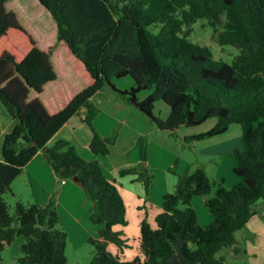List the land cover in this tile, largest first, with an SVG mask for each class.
<instances>
[{
    "label": "trees",
    "instance_id": "16d2710c",
    "mask_svg": "<svg viewBox=\"0 0 264 264\" xmlns=\"http://www.w3.org/2000/svg\"><path fill=\"white\" fill-rule=\"evenodd\" d=\"M20 1L0 0V102L12 118L0 146V258L23 236L20 264H66L68 236L54 197L45 205L17 199L12 213L3 198L41 151L57 177L77 176L91 201L90 220L100 225L101 239H88L94 247L88 264H238L216 253L230 246L238 252L235 232L259 213L256 202L264 201V0H32V14ZM197 22L212 27L217 45L236 50L230 61L191 39ZM125 76L133 85L117 89L112 78ZM104 86L127 95L148 121L171 135L211 117L212 127L188 139L222 133L233 123L241 127L242 146L233 151V172L241 180L226 186L203 167L186 168L174 191L162 196L155 227L140 222L139 253L131 260L107 249L108 242L124 244L113 230L126 223L116 184L71 141L58 138L48 145L83 109L90 151L109 154L116 133L96 130L98 108L91 101ZM157 100L168 106L167 117L153 114ZM146 144L139 136V162L118 173L134 176L148 194L151 175L141 166ZM195 196L205 197L212 215L206 226L197 220Z\"/></svg>",
    "mask_w": 264,
    "mask_h": 264
},
{
    "label": "rangeland",
    "instance_id": "374dc122",
    "mask_svg": "<svg viewBox=\"0 0 264 264\" xmlns=\"http://www.w3.org/2000/svg\"><path fill=\"white\" fill-rule=\"evenodd\" d=\"M31 2L32 0H28V2L27 0L20 1V5H22L25 10L29 11V14H32L31 8L28 7L32 5ZM33 7L34 6H32V9ZM213 36L214 32L212 27L202 24L201 22H197L194 25L191 39L199 44L208 46L215 58L230 61L236 53V50L229 46L221 47L217 45ZM130 80L131 82L133 81L130 76H125L117 79L112 78L111 81L129 89ZM102 88H106L105 90L107 91L109 90L112 101L110 105L114 108V110L112 109L114 115H117L118 117L117 119L115 118L116 120L114 119L111 130H109L107 134V136H111L115 132L116 141L110 146V152L108 155H100L94 159L98 160L105 175H107V177L119 187H121L120 182L129 188L134 185L133 182H131V178H134V176H121L119 175L118 170L121 167L130 165L132 161L139 159V147L137 146V139L139 136H143L147 143L146 160L141 164V166L151 175L148 194L151 201H154L155 204H159L160 207L161 195L164 191H167L166 186L163 185L166 171H174L176 169L180 171L181 167H183L181 171H184L187 165H189V169L203 167L210 179L218 180L220 179V177L216 176V171L218 169L221 170L222 175H224L228 180V182H225V185H233L228 184L230 183L229 176H237L232 169V165L234 164L233 156H226V154L221 155L222 152L220 154L221 156H217L216 151H212V149L214 150L215 148L214 143L202 147L201 144L196 141H190L191 143H188L184 140V135L192 130L204 131V129L212 127L216 122L215 117L208 118L202 124L194 127L180 128L176 131L175 135H171L167 131L157 129L154 124L148 121L139 108L128 99L127 95L113 91L108 86H104ZM147 92L149 93V90L142 93L140 92L137 97L142 98L145 94H147ZM166 106L167 105L162 100H157L155 102L153 114L165 118L167 110ZM82 111L83 109H81L79 115H74L70 123L64 126L61 131L50 140V144L58 138L74 139L76 138L75 133L79 136L77 128H74V122H77V120H80V122L84 124L83 126H86L89 130L87 124L81 121ZM120 118L123 120H120ZM103 121L104 120L102 119L100 120V126H103ZM11 124L12 118L10 114L8 113L6 107H4L0 102V146L2 142V131H8L12 126ZM230 126L240 128V126L236 123H233ZM77 145L79 151V148L82 147L79 141ZM238 147H241V142ZM83 148L86 149V147ZM79 154L82 158H84L82 156L83 152ZM114 167L117 170H114L113 172ZM109 170L111 171V174H109ZM69 181L73 182L72 179ZM137 182V185L135 184L137 188H141L142 192L145 193L144 186L140 181ZM15 184L14 189L10 184V189L3 193V198L9 206L10 213L13 212V206L17 199H21L24 202H32L27 200L29 196L25 181L22 178L17 179ZM214 189L215 188L212 187L208 197L213 196ZM13 190L15 193H13ZM83 195H85L84 191ZM201 197L203 198V196ZM84 200H87L88 204H90V200L86 196H84ZM202 200L204 201V205L202 202V206H204L206 208L205 211L210 214L208 208L205 206V199ZM256 207L259 209V213L252 216L245 227L235 232L237 247L239 248L238 252L234 253L235 251L233 250V246L225 247L218 251L216 256L226 255V259L231 263L264 264V201L258 200L256 202ZM153 225H155V223ZM23 240V236H16L14 240L3 249L1 252L0 264H20L17 258L21 254L20 245ZM231 248L232 254L229 253ZM93 251L94 247L90 242L80 244L77 248H73L72 244L68 243L65 251V255L67 257L66 264H88L94 254Z\"/></svg>",
    "mask_w": 264,
    "mask_h": 264
},
{
    "label": "crops",
    "instance_id": "0c3cea01",
    "mask_svg": "<svg viewBox=\"0 0 264 264\" xmlns=\"http://www.w3.org/2000/svg\"><path fill=\"white\" fill-rule=\"evenodd\" d=\"M112 83L119 90H127L122 85H117L113 81ZM132 83L134 82L133 81L131 82L130 80L129 88L132 86ZM105 89L106 88H102L98 90L91 98V101L98 108V113L93 120V124L95 125L96 130L102 136H107L109 130H111V126L113 124L114 119L118 118L117 115H114L113 113L114 108H112V106L110 105L112 103L110 92L109 90L107 91ZM147 94H145L142 98L140 97L139 99H143ZM166 108L167 110L165 116L167 117V115L169 114V108L168 106H166ZM73 117L74 115L64 123V125L56 132V134H58L64 126L70 123ZM101 119L104 120L103 126H100L99 123ZM120 120L123 119L120 118ZM83 125L84 124H82L80 120L74 122V128H77V132L79 133V136L77 133H75L76 138L67 139V140L71 141L76 146L77 150H78L77 143L79 141L82 147L79 148L78 152L79 153L83 152L82 156L84 157V159L86 158L87 160H91L94 159L95 157L96 158L99 157L100 155H94L92 152H90L88 143L91 138V132L89 131L90 129L88 130V128H86V126ZM209 128L210 127L204 129V131L208 130ZM240 128L239 127L235 128V126H229L228 129L222 133L212 135L209 137H204L202 139L189 140L188 137L204 132L202 130H198V131L192 130L184 135V140L188 143H191L190 141H196L197 143H200L202 147L214 143L215 148L214 150L212 149V151H216L217 156H219L221 152H222L221 155L226 154V156L227 155L233 156V151L235 148H239L238 146L240 142L242 146V141L240 139L241 137ZM5 132H6L5 130L2 131V136ZM50 140L48 141V145H50ZM83 147H86V149ZM138 162L139 159H136L135 161H132L130 165L136 164ZM233 162H234V157H233ZM234 164L232 165V167H234ZM182 168L183 167H181L180 171L177 169L174 171L172 170L166 171L163 185L166 186L167 191H164L162 193L161 200H162V196L165 193L174 191L177 177L180 173L183 172L181 171ZM186 168H189V165H187L185 169ZM114 170L117 169L114 167L113 172ZM110 172L111 171L109 170V174H111ZM216 176L220 178H224V181L228 182L226 177L222 175L221 170L217 169ZM237 176L235 177L229 176L230 183L228 184H235L239 182L241 178L239 176L238 178ZM21 178L26 183V188L29 196V198H27L28 201H32L40 205H45L49 202L51 197H54L56 211L59 216V221L61 223V226L67 233L68 243H71L73 248H77L78 245L83 244L85 242H89L88 241L89 238L101 239L99 236L100 225L93 223L90 220L92 204L91 201L90 204H88L87 200H84L85 195H83L82 187L79 185L78 182L74 180L73 182H70L69 181L70 179H63L62 181V179L57 177L54 170L49 165V163L47 162L41 151H38L26 163L21 173L12 181L11 185L13 189H14V185H16L15 184L16 180ZM131 182H133L134 185L133 187L130 188L124 186L121 182H120L121 187H119L116 184L118 191L122 196V199L125 204L126 223L124 225L122 224L114 225L113 230L120 232L119 238L123 241L124 244L122 246L121 245L118 246L113 242H108L107 244L108 251H110L112 254L120 255L125 260H131L139 253L138 238L140 234V230H139L140 222L143 219H145L149 222V224L152 227H155V225H153L155 216L161 211V207L159 206V204H155L154 201H151L149 194H145L142 192L141 188L140 189L137 188L136 186L138 183L137 180L135 181V179L132 177ZM13 193H15L14 190ZM202 199H205V197L204 196L203 198L201 196L193 197L192 206L195 209L196 217L199 224L201 226H206L212 221V215L211 213L209 214L208 212L205 211L206 208L202 206V202L204 205V201ZM152 220H153V224H152ZM67 245L65 251L67 249ZM229 253L232 254V248L229 251ZM222 256L226 257V255H222Z\"/></svg>",
    "mask_w": 264,
    "mask_h": 264
},
{
    "label": "water",
    "instance_id": "95a60500",
    "mask_svg": "<svg viewBox=\"0 0 264 264\" xmlns=\"http://www.w3.org/2000/svg\"><path fill=\"white\" fill-rule=\"evenodd\" d=\"M72 180H74V181H77L78 180V177L77 176H75V177H73V179Z\"/></svg>",
    "mask_w": 264,
    "mask_h": 264
},
{
    "label": "built area",
    "instance_id": "2783aa9c",
    "mask_svg": "<svg viewBox=\"0 0 264 264\" xmlns=\"http://www.w3.org/2000/svg\"><path fill=\"white\" fill-rule=\"evenodd\" d=\"M62 181H63V179H62Z\"/></svg>",
    "mask_w": 264,
    "mask_h": 264
}]
</instances>
